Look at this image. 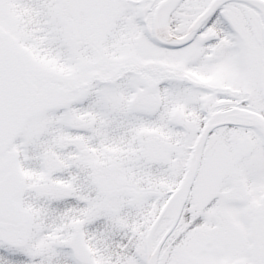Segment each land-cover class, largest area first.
Masks as SVG:
<instances>
[{
  "label": "snow or ice",
  "instance_id": "1",
  "mask_svg": "<svg viewBox=\"0 0 264 264\" xmlns=\"http://www.w3.org/2000/svg\"><path fill=\"white\" fill-rule=\"evenodd\" d=\"M0 264H264V0H0Z\"/></svg>",
  "mask_w": 264,
  "mask_h": 264
}]
</instances>
